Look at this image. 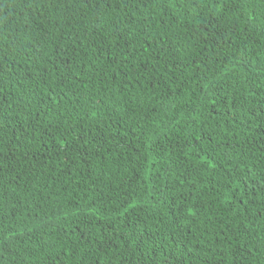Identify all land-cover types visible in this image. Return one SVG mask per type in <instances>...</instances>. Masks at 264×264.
I'll return each mask as SVG.
<instances>
[{"label": "trees", "instance_id": "16d2710c", "mask_svg": "<svg viewBox=\"0 0 264 264\" xmlns=\"http://www.w3.org/2000/svg\"><path fill=\"white\" fill-rule=\"evenodd\" d=\"M0 264H264V0H0Z\"/></svg>", "mask_w": 264, "mask_h": 264}]
</instances>
